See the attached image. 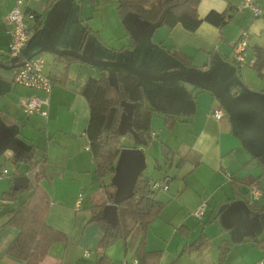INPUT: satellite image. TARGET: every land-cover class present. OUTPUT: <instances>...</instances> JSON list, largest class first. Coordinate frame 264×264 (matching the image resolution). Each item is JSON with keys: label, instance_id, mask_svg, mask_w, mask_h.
<instances>
[{"label": "crops", "instance_id": "1", "mask_svg": "<svg viewBox=\"0 0 264 264\" xmlns=\"http://www.w3.org/2000/svg\"><path fill=\"white\" fill-rule=\"evenodd\" d=\"M22 1L35 17L28 23L31 39L23 47L20 61L43 46L80 52L84 40L90 33H96L100 42L87 46L86 55L90 57L117 60L158 75L204 71L225 95H255L264 109V61L259 70L253 66L257 60L255 49L264 50V16H254L247 8L238 9L240 0H199V18L210 10L222 12L228 6L230 18L222 26L203 21L193 32L179 24L171 28L154 27L130 14L120 17L118 0ZM254 2L264 8V0ZM14 3L15 0H0V64L5 66L14 60L8 54L7 23V14ZM68 17L77 28L83 25L80 32L75 31L71 36L66 35ZM241 31L248 33V46L244 61L237 63L232 59V46ZM175 53L183 54L186 59H178ZM62 56L45 59L44 72L52 82L49 93L15 84L14 69L0 67V156H5L0 166L11 161L14 177L26 174L28 180L46 192L49 205L45 222L66 237L65 242L57 241L50 246L41 264H95L101 257L97 249L103 231L93 215L97 214L99 205L109 201L107 189L101 187L94 172L85 135L89 111L81 90L88 78L111 74L100 65ZM199 77H177L172 85L153 92L179 95L183 103L192 98L195 106L185 110L184 104L177 103L173 110H165L171 114L161 116V127L152 128L151 118L152 140L161 137L160 158L153 160V167L157 160L161 168H154L159 174L149 176L151 180L168 177V188L154 194L163 206L147 229L144 247L151 253L142 256L141 264H254L264 257V230L247 226L251 211L264 214L254 209L246 197L251 184L259 183L237 185L233 180L261 172L252 156L264 152L261 148L264 136L257 137L256 129L244 122L257 119L255 101L229 104L226 109L205 78ZM134 80L142 87L143 102L154 115L155 109L162 105L161 102L157 105L155 96L147 95L152 83ZM33 95L47 100L42 106L47 116L26 115L21 111L19 100ZM216 108L223 113L219 119L212 115ZM227 110L233 112V119ZM183 126L188 127L184 130L186 134H175ZM162 144L172 152L167 163ZM146 150L147 147L143 152ZM12 155L17 157L15 163ZM185 162L189 167L183 169ZM30 173L34 179L29 178ZM12 186L0 181V264H28L7 253L18 229L5 222L9 212L26 196L22 193L15 200L3 198L2 194ZM260 201L261 198L254 204ZM201 205L205 206L204 212L196 218L192 211ZM222 243H227L229 250L219 263ZM103 254L107 264H128L134 257L122 239L107 245Z\"/></svg>", "mask_w": 264, "mask_h": 264}, {"label": "trees", "instance_id": "2", "mask_svg": "<svg viewBox=\"0 0 264 264\" xmlns=\"http://www.w3.org/2000/svg\"><path fill=\"white\" fill-rule=\"evenodd\" d=\"M198 4L199 0H118L117 11L120 17L130 14L154 27L163 25L171 28L179 24L189 32L195 31L203 21L222 26L230 18L229 6L222 12L210 10L203 18H199ZM255 54L257 60L253 66L259 70L261 62L264 61V50L256 48ZM175 56L180 60L186 59L181 53H175ZM55 57L61 59L64 56ZM66 59L70 60L73 57L66 55ZM16 61H20V56ZM67 64L68 62L60 74L62 77L65 76ZM210 89L213 91L211 87ZM81 94L88 105L89 116L85 135L94 162V172L101 181V187L107 189V200L111 202L115 188L111 182L104 183L103 178L107 174L112 177L116 159L124 148L120 142V135L116 131L122 111L120 102L126 101L134 105L131 118L134 134H126H129L132 139L133 147H140L142 151L152 140L150 123L153 110L144 104V92L140 84L119 69L115 70L112 80L105 74H101L99 78H88L82 86ZM244 122L250 123L256 129L257 137L264 136V122L258 119L253 122L249 120ZM261 148H264V145ZM162 151L166 159L165 163L171 161L172 152L165 144H162ZM260 156L259 154L252 156L261 167L259 175L233 180L237 182V185L244 183L250 185L257 181L261 187L260 198L264 200V159ZM11 160L15 163L17 157L12 155ZM154 168H161L157 160L154 161ZM164 178L168 177L162 179ZM152 180L150 176L143 173L137 177L131 196L117 205L118 223L115 228H111L101 217L104 203L99 205V210L93 215V219L101 225L103 233L97 249L101 257L95 264H107L108 259L103 251L107 245L118 239L125 242L126 250L133 252L134 257L131 260L136 259L137 264L142 263V256L151 253L144 247L145 235L150 222L163 206L162 202L155 199V191L150 189ZM22 193H26V196L15 209L9 212L5 222L6 225L18 229L17 235L7 247V253L28 264H41L50 246L57 241L65 242L66 237L46 224L45 216L49 198L36 182L29 179L24 188L12 186L2 194V197L15 200ZM254 203L250 202V205L260 213H264V201L259 204ZM219 250V263H221L229 250L228 244L222 243Z\"/></svg>", "mask_w": 264, "mask_h": 264}, {"label": "water", "instance_id": "3", "mask_svg": "<svg viewBox=\"0 0 264 264\" xmlns=\"http://www.w3.org/2000/svg\"><path fill=\"white\" fill-rule=\"evenodd\" d=\"M42 52H47L55 56L68 55L91 64H96L100 66H112V67H116L119 70H124L135 75L144 76L157 80H166L176 76H185V77L195 76V75L200 76L207 80L210 87L213 89L215 94L221 100L228 102H236L243 99H252L256 101L258 119L259 121L264 122V109H262V105L258 97L251 94H243L233 97L227 96L221 91L220 87L217 85L215 80L208 73L204 71H200V70L178 71L169 74L167 76L161 77V76L153 75L139 68H135L129 64L120 61L94 59L91 57L84 56L79 51L76 50L55 49L48 46L40 47L38 50L30 54L25 59L27 60ZM16 60L17 59L15 58L13 62L8 66L0 64V67L6 69H15L24 63V61L16 62ZM120 105L122 106V111L119 116V121L116 131L119 135H123L126 133L134 134V131L132 130L131 127V118H132V111L134 105L133 103L126 101H121ZM4 158H5L4 155L0 156V165H1V161ZM145 166H146L145 155L140 147H133V146L124 147L119 152V155L114 165V173L110 181L115 188V193L113 195L112 201L105 203L101 209V217L109 224L111 228H115L118 223L117 205L131 196L136 179L140 174L143 173ZM27 183H28V176L26 174H20L13 178L12 185L13 187L24 188L27 185Z\"/></svg>", "mask_w": 264, "mask_h": 264}, {"label": "built area", "instance_id": "4", "mask_svg": "<svg viewBox=\"0 0 264 264\" xmlns=\"http://www.w3.org/2000/svg\"><path fill=\"white\" fill-rule=\"evenodd\" d=\"M249 9L254 16H264V8L258 6L254 0H240L238 9ZM35 14L23 6L22 0H15L13 7L7 14V23L9 27L10 42L8 46V54L12 58L20 56L23 47L31 39V28L29 22L33 21ZM248 33L241 31L239 37L232 46V59L237 63L244 61V51L247 47ZM24 63L14 69L13 81L15 84L22 85L29 88L38 89L40 91L49 93L52 88L51 79L44 72V65L46 63L45 58L42 55H35L29 59H22ZM19 61V62H21ZM47 100L39 95H33L30 97H22L19 100V106L23 113L30 115L33 113H39L43 116H47V111L42 109V106L46 104ZM222 111L219 108L213 110L212 115L219 119L222 117ZM6 175L5 170H0V178ZM168 178L153 179L150 182L151 190H166ZM261 196V188L256 183L251 184L249 190L246 193L247 199L252 203L256 202ZM205 206L201 205L194 211L192 215L196 218H200L204 212ZM132 264H137V260L133 259ZM254 264H264V257L260 258Z\"/></svg>", "mask_w": 264, "mask_h": 264}, {"label": "rangeland", "instance_id": "5", "mask_svg": "<svg viewBox=\"0 0 264 264\" xmlns=\"http://www.w3.org/2000/svg\"><path fill=\"white\" fill-rule=\"evenodd\" d=\"M109 15V13H108ZM109 16H107V13H106V18H108ZM124 18L127 17L126 15L123 16ZM77 23V22H76ZM76 25H74V23H72V21L70 20V18H66V35L68 36H71V35H74L75 31H78L80 32L81 29L83 28V25H81L80 27L77 28L76 30ZM100 40H99V36L96 34V33H90V35L87 37V39L84 40V47H80V53L84 56H87V57H90L87 54V46L88 45H91L92 43H99ZM42 56H44V58L48 61L50 60L52 57H54V55L50 54V53H47V52H42L40 53ZM91 58H94V57H91ZM94 59H98V58H94ZM103 60V59H102ZM113 61H117V60H113ZM104 69L110 71V74L111 76H109L110 80L113 79L114 77V73H115V70L117 69L116 67H112V66H102ZM135 68H138V67H135ZM140 69V68H139ZM143 70V69H141ZM123 71L124 73H126L128 76L132 77L133 79H143L145 81H149L150 83H152V86L149 87L148 91L147 92V95L148 97H154V101L156 102L157 101V105L159 102H161V105L162 106H159L160 109H155V113L152 117V123H151V127L152 128H155L156 125L158 127H161L162 126V118L161 116H164L165 114H171V113H166L165 110H173L174 107H177L178 105L180 106H183L184 104V109L185 110H192L194 109V106H195V100L194 99H190L189 101L183 103L181 97H179V95H174V94H171L170 92L167 93V92H163L161 94H153V92H158V89L159 87H161V89L164 88V86H168V85H172V83H174V81H176L177 77H181V76H176V77H173V78H170V79H166V80H157V79H151V78H148V77H144V76H139V75H135V74H132V73H129L127 71H124V70H121ZM146 71V70H144ZM184 71H188V70H184ZM148 72V71H146ZM178 72V71H176ZM150 73V72H149ZM153 75H157V76H167L169 74H172V73H169V74H166V75H158V74H155V73H151ZM13 76H14V73H13ZM189 77H199V76H189ZM200 79H204V78H201L199 77ZM205 82H207V80L205 79ZM207 84L209 85V83L207 82ZM156 99V100H155ZM153 101L152 104H155V102ZM246 101H251V99H243V100H240V101H236V102H226L224 100H221V103L226 106V109H229L228 105L229 104H233V106H235L236 104L238 105H244V103H246ZM178 103V105H177ZM255 104H256V109H257V103L255 101ZM190 108V109H189ZM160 110H164L162 113H160L161 111ZM222 111V110H221ZM227 113H228V116H230L232 119L234 118V115H233V112L231 110H227ZM163 114V115H162ZM235 114V113H234ZM257 115V114H256ZM25 117V116H24ZM257 119H258V116H257ZM259 120V119H258ZM184 125H187V124H184ZM188 130V127L187 126H183V128H180L177 129L175 131V134H181V135H185L186 133L184 132V130ZM164 131H168L167 129H163ZM120 142L121 144L124 146V147H132L133 146V141L132 139L130 138L129 134H123V135H120ZM161 142V137H155L151 143H149V145L147 146V150L144 152L145 154V162H146V166L143 170V174L144 175H147V176H151V175H157L158 171L157 170H154V167H153V160L154 159H159L160 158V145L159 143ZM179 143V141H178ZM177 143V144H178ZM261 158L264 159V152L261 153ZM12 162L11 161H4L3 163V167L0 168V170H5L7 172V175L6 176H2L0 178V181H2L3 183L6 184V186L10 187V185H12V179L11 177H14V168L12 166ZM164 167V166H163ZM186 167H189V163L185 162L183 164V169L186 168ZM165 170H167L166 172L167 173H170L168 168H165ZM159 174V173H158ZM168 175V174H167ZM29 178L31 179H34V174L33 173H30L29 175ZM104 181L105 183H110L111 181V175L107 174L104 176ZM161 191V189L159 190H156L155 193H161L159 192ZM20 197V196H19ZM241 199V198H240ZM243 201V200H242ZM262 200L260 201V203H262ZM250 202V201H248ZM224 209V208H223ZM221 208V210H223ZM251 215H250V220L248 221V224L247 226H251V227H255L257 228L258 230L261 229V230H264V214H260L258 215L256 212L254 211H251L250 212Z\"/></svg>", "mask_w": 264, "mask_h": 264}]
</instances>
